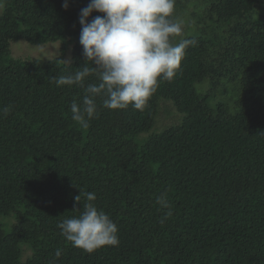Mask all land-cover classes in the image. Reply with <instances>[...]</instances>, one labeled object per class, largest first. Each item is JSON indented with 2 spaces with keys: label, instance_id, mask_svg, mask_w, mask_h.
I'll return each mask as SVG.
<instances>
[{
  "label": "trees",
  "instance_id": "trees-1",
  "mask_svg": "<svg viewBox=\"0 0 264 264\" xmlns=\"http://www.w3.org/2000/svg\"><path fill=\"white\" fill-rule=\"evenodd\" d=\"M3 3L0 264H264V0H175L184 38L197 41L175 78L142 111L97 97L87 128L70 105L100 82L80 44L90 0ZM20 39L71 45L72 60L13 57ZM84 66L83 85L54 82ZM169 104L180 118L162 126ZM88 192L117 224L118 246L88 253L61 235Z\"/></svg>",
  "mask_w": 264,
  "mask_h": 264
},
{
  "label": "clouds",
  "instance_id": "clouds-1",
  "mask_svg": "<svg viewBox=\"0 0 264 264\" xmlns=\"http://www.w3.org/2000/svg\"><path fill=\"white\" fill-rule=\"evenodd\" d=\"M3 8L0 0V10ZM94 11L103 15L89 20ZM174 11L175 0H90L79 18L80 44L100 82L88 84L81 103H71L74 122L89 127V121L98 116L97 97L103 98L106 109L124 110L131 106L142 111L159 84L175 78L187 47L195 46L197 41L184 38L183 21L174 17ZM177 37L180 39L175 42ZM89 74L90 69L84 66L73 75L54 78V82L57 86L83 85ZM84 195L87 202L80 215L58 223L61 235L73 247L88 253L104 246H118L117 224L93 203L95 193ZM75 200L81 202V194ZM156 203L168 209L164 219L172 215L166 194L157 196ZM61 254L62 250L57 249L55 258Z\"/></svg>",
  "mask_w": 264,
  "mask_h": 264
},
{
  "label": "rangeland",
  "instance_id": "rangeland-1",
  "mask_svg": "<svg viewBox=\"0 0 264 264\" xmlns=\"http://www.w3.org/2000/svg\"><path fill=\"white\" fill-rule=\"evenodd\" d=\"M199 10L195 6H191L189 11ZM183 21V27L185 29V19ZM72 46L69 45L68 49H63L62 44L58 42L45 43V44H32L26 40H14L11 43V55L17 58H42V59H53L62 57L65 61L70 62L72 60ZM171 112L164 109L160 114V123L169 124L179 120L180 116L175 113L174 108L171 104L167 107Z\"/></svg>",
  "mask_w": 264,
  "mask_h": 264
}]
</instances>
